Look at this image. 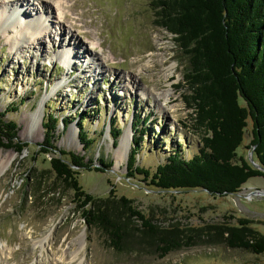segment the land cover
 Listing matches in <instances>:
<instances>
[{"label": "rangeland", "instance_id": "rangeland-1", "mask_svg": "<svg viewBox=\"0 0 264 264\" xmlns=\"http://www.w3.org/2000/svg\"><path fill=\"white\" fill-rule=\"evenodd\" d=\"M5 1L0 0V11ZM31 1L22 5L27 18L35 15L37 7V1ZM60 3L61 8L53 0L45 3L51 12L43 14L48 19L44 38L26 36L12 47L14 29L0 27V113L17 124V141L28 143L20 153L0 145V156L10 158L0 170V264H66L61 249L73 247L75 238L83 240V247L71 264H264V252L231 247L224 232L244 219L254 236H264V195L260 193L264 177H252L238 192L227 195H212L201 188L160 190L141 174L125 177L134 134L140 140L137 164L150 171L172 149L191 157L200 146L193 109L185 98L189 93L184 81L187 59L173 35L156 25L152 0ZM57 15L63 16L59 18L65 28L59 35L58 19L52 17ZM32 42L42 44L29 46ZM64 48L75 54L68 64L57 56ZM161 57L164 66H174L170 87H163L161 77L159 82L152 81ZM146 62L150 67L143 66ZM153 82L160 84L159 89H171L161 111L155 97L143 95ZM36 110L42 115L39 123L30 118ZM45 112L58 117L56 148L84 155L85 161L91 159L93 166L101 168L79 169L78 182L85 193L106 199L107 206L121 216L125 234L118 249L101 227L84 222L72 190L49 167L47 159L52 154L39 151L38 143L45 137ZM110 120L121 134L129 129L131 137L129 152L122 153L119 166L114 153L120 136L113 141ZM247 124L236 151L238 156L252 158L250 119ZM79 125L91 138L86 149ZM70 128L75 130L72 137ZM121 196L131 199L156 228L153 239L142 232L139 221L127 217L118 201ZM48 234L42 245L34 244ZM170 237L178 246L161 257L157 247Z\"/></svg>", "mask_w": 264, "mask_h": 264}, {"label": "trees", "instance_id": "trees-1", "mask_svg": "<svg viewBox=\"0 0 264 264\" xmlns=\"http://www.w3.org/2000/svg\"><path fill=\"white\" fill-rule=\"evenodd\" d=\"M152 3L156 25L173 35V41L187 59L184 81L189 93L185 98L193 109V128L200 132V146L191 157H184L179 148L172 149L166 160L150 171L137 164L140 140L134 134L125 177L141 174L149 185L160 190L201 188L212 195L236 193L248 179L264 177V171L236 151L250 119L252 158L264 169V0H152ZM4 116L5 112L0 113V145L20 153L28 143L17 141V124ZM45 117L42 122L45 137L38 143L39 151L52 154L47 159L49 167L72 190L84 222L101 227L111 245L118 249L125 234L121 216L107 206L106 199L85 193L78 182L79 169L101 168L93 166L91 159L85 161L84 155L56 148L54 131L58 117L53 112H45ZM109 125L110 136L117 142L121 131L112 120ZM79 132L86 149L91 138L82 125ZM99 161L103 163L102 159ZM101 201L106 203L100 204ZM118 201L129 213L127 217L139 221L142 232L153 239L158 231L133 206L131 199L121 196ZM246 223L239 219L240 226L225 228L228 244L263 253L264 236H254L244 226ZM173 238L157 247L161 257L178 246Z\"/></svg>", "mask_w": 264, "mask_h": 264}, {"label": "bare ground", "instance_id": "bare-ground-1", "mask_svg": "<svg viewBox=\"0 0 264 264\" xmlns=\"http://www.w3.org/2000/svg\"><path fill=\"white\" fill-rule=\"evenodd\" d=\"M33 1H31V4L33 3ZM36 1H37V7H36L35 15L29 18L25 17L24 15L25 10H23L22 5L28 4L30 0H12V1L7 0L5 1L6 2L5 5L2 7V10L0 11V27L3 28L4 31H7L9 26H12L11 28L14 29L13 31L15 32V34L10 40V44L12 47H15L26 36L29 38H33V37L39 38V36H41L42 38L46 37L47 31H48L47 30L48 29V26H47L48 19L45 18L43 14L47 13L48 16H50V12H51V10L49 9L50 6L48 7V5L45 4L48 0H36ZM53 1L57 4L58 8H61L60 6L62 4L60 3V0H53ZM8 4L11 7H8ZM52 17L55 18V20L56 18L58 19L56 22V24L58 25V31L56 35H59L61 32H65V28L62 25V22H60V18H59V17L62 18L63 16L57 15V16H52ZM39 44L41 45L42 43L32 42L30 43L29 46L34 47L37 45L38 47ZM57 56L60 59H62L64 63L68 64L71 58L75 56V54L72 52V50L68 48H64L62 52L59 51L57 53ZM93 57L94 56H92V58ZM147 63L149 62H146V64ZM156 63H157L156 66L158 65L159 69L157 70L154 69L155 73L153 72L154 77L152 78V81H156V80L158 81V78L161 77V79L163 80V83L166 84L163 87H166V86L170 87L172 83H169L170 82L169 77L173 73V67H174L173 64L164 66L165 62H164L163 57L156 60ZM146 64L145 65L142 64V65L144 67L149 66L148 64L147 65ZM128 80L133 81L131 76H128ZM158 84L159 83L154 84L153 82L151 88L147 89V92L143 93V95L148 96V94H151L153 97H155L156 102H157V109L161 111L165 109V107L167 106V103L170 100L171 89L169 88L159 89ZM30 118L33 122L39 123L41 121L42 115L39 110H36L34 111L33 114H31ZM74 135H75V130L70 128L68 132V136L72 137ZM130 138L131 137H130L129 129L125 130L119 138L118 145L114 153V159H115V163L117 166H119L122 162V153L127 155L129 152ZM9 159H10L9 157L3 158L0 156V170L1 171L3 168L6 167ZM48 236L49 234L42 237L39 240L34 241V244L39 243L40 245H42L43 244L42 242L44 240H47ZM73 243L75 247L73 246L70 249L68 248L61 249L62 250L61 255L63 257V261L66 260V264H71L75 259H77L80 251L82 250V247H83L82 239L79 240L78 238H75L73 240Z\"/></svg>", "mask_w": 264, "mask_h": 264}, {"label": "water", "instance_id": "water-1", "mask_svg": "<svg viewBox=\"0 0 264 264\" xmlns=\"http://www.w3.org/2000/svg\"><path fill=\"white\" fill-rule=\"evenodd\" d=\"M250 162L253 163L258 169L264 171V169L256 162H254V160L252 158H249ZM261 194L264 195V190L260 191Z\"/></svg>", "mask_w": 264, "mask_h": 264}]
</instances>
